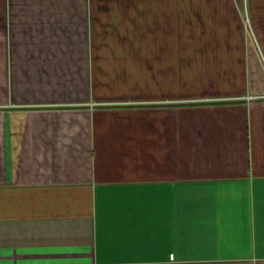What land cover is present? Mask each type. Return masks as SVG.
I'll return each mask as SVG.
<instances>
[{
  "label": "crops",
  "instance_id": "1",
  "mask_svg": "<svg viewBox=\"0 0 264 264\" xmlns=\"http://www.w3.org/2000/svg\"><path fill=\"white\" fill-rule=\"evenodd\" d=\"M0 264H264V0H0Z\"/></svg>",
  "mask_w": 264,
  "mask_h": 264
},
{
  "label": "rangeland",
  "instance_id": "2",
  "mask_svg": "<svg viewBox=\"0 0 264 264\" xmlns=\"http://www.w3.org/2000/svg\"><path fill=\"white\" fill-rule=\"evenodd\" d=\"M250 30H251V26H250ZM249 37H251V35L249 34ZM253 39L252 40H254V42H255V37H254V35H253V37H252Z\"/></svg>",
  "mask_w": 264,
  "mask_h": 264
}]
</instances>
